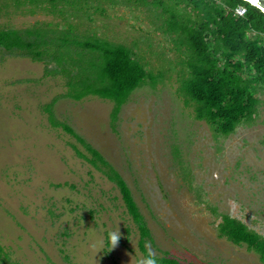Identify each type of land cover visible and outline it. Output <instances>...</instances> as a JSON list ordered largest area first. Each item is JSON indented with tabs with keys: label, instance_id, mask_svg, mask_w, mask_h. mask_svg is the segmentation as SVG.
I'll use <instances>...</instances> for the list:
<instances>
[{
	"label": "rangeland",
	"instance_id": "obj_1",
	"mask_svg": "<svg viewBox=\"0 0 264 264\" xmlns=\"http://www.w3.org/2000/svg\"><path fill=\"white\" fill-rule=\"evenodd\" d=\"M71 1L52 8L44 0H0V31L24 40L34 29L71 31L79 40L95 35L129 47L154 75L166 73L113 115L112 101L68 96L72 75L50 44L40 61L0 49V264H137L145 255L141 233L109 169L150 233L146 254L178 264H264L219 231L229 217L264 237V87L254 92L253 120L221 135L196 119L178 91L182 67L157 27L160 6ZM85 145L106 164L94 167Z\"/></svg>",
	"mask_w": 264,
	"mask_h": 264
},
{
	"label": "trees",
	"instance_id": "obj_2",
	"mask_svg": "<svg viewBox=\"0 0 264 264\" xmlns=\"http://www.w3.org/2000/svg\"><path fill=\"white\" fill-rule=\"evenodd\" d=\"M27 1L35 4L43 0ZM44 1L55 8L58 3L69 0ZM80 3V0L71 1L72 5ZM134 3L148 8L161 7L157 27L172 39V50L178 54L176 64L182 67L177 73V79L182 77L178 91L185 97L186 105H194L196 119L206 121L224 136L233 133L241 123H250L258 103L254 92L264 87V13L243 0H134ZM238 6L246 9L243 17L233 15ZM57 33L48 29L26 30L28 40H24L16 31H0V49L26 51L33 60L40 61L43 55L49 54L47 45L50 44L55 50L53 58L63 66L64 72L72 75L67 82L68 96L77 101L89 95L112 101L113 115L133 91L147 84L155 86L166 73L159 71L154 75L146 69L143 59L125 45L91 34L79 40L73 35L70 37L71 31ZM63 128L72 133L70 128ZM85 147L93 158L87 159L78 153L79 156L97 168L98 162L106 164L97 151L88 145ZM105 175L119 188L128 212L138 225L140 249L146 255L143 245L145 239H150V233L129 189L112 169ZM219 231L227 240L237 246L245 245L264 261V237L248 230L243 223L223 217ZM161 264L178 262L163 258Z\"/></svg>",
	"mask_w": 264,
	"mask_h": 264
},
{
	"label": "clouds",
	"instance_id": "obj_3",
	"mask_svg": "<svg viewBox=\"0 0 264 264\" xmlns=\"http://www.w3.org/2000/svg\"><path fill=\"white\" fill-rule=\"evenodd\" d=\"M109 235H110V240L112 242V246H114L119 239V234L117 231H114ZM162 259L163 258L160 254L150 250L146 255L141 257V259L137 262V264H161Z\"/></svg>",
	"mask_w": 264,
	"mask_h": 264
},
{
	"label": "water",
	"instance_id": "obj_4",
	"mask_svg": "<svg viewBox=\"0 0 264 264\" xmlns=\"http://www.w3.org/2000/svg\"><path fill=\"white\" fill-rule=\"evenodd\" d=\"M252 6L257 7L264 13V0H243Z\"/></svg>",
	"mask_w": 264,
	"mask_h": 264
},
{
	"label": "built area",
	"instance_id": "obj_5",
	"mask_svg": "<svg viewBox=\"0 0 264 264\" xmlns=\"http://www.w3.org/2000/svg\"><path fill=\"white\" fill-rule=\"evenodd\" d=\"M246 14V9L242 6H238L233 10V15L235 17H243Z\"/></svg>",
	"mask_w": 264,
	"mask_h": 264
}]
</instances>
